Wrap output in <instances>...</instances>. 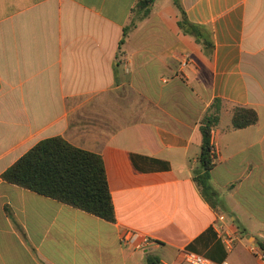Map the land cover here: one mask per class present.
Listing matches in <instances>:
<instances>
[{
  "label": "crops",
  "instance_id": "0c3cea01",
  "mask_svg": "<svg viewBox=\"0 0 264 264\" xmlns=\"http://www.w3.org/2000/svg\"><path fill=\"white\" fill-rule=\"evenodd\" d=\"M139 1L0 0V264L230 262L237 250L262 264L248 247L264 249V0H178L208 49L174 0ZM215 99L209 201L195 173ZM237 106L258 122L235 128ZM51 137L101 155L115 222L2 178ZM126 229L156 243L135 251Z\"/></svg>",
  "mask_w": 264,
  "mask_h": 264
},
{
  "label": "trees",
  "instance_id": "16d2710c",
  "mask_svg": "<svg viewBox=\"0 0 264 264\" xmlns=\"http://www.w3.org/2000/svg\"><path fill=\"white\" fill-rule=\"evenodd\" d=\"M182 18L179 26L187 34L194 35L199 43L211 48L209 36L200 27L191 24L180 6ZM151 0L137 3L138 9L148 8ZM147 9L145 16L149 14ZM128 30H125V37ZM124 39L121 41V44ZM222 101L215 99L201 120L202 145L200 170L195 180L205 197L211 201L215 193L209 184L210 171L215 166V150L211 143L212 128L220 119ZM259 120L252 108H234L233 126L237 129L255 125ZM2 178L24 189L55 199L61 203L81 209L109 222L116 221L115 207L109 187L106 168L101 155L71 145L62 137H51L38 142Z\"/></svg>",
  "mask_w": 264,
  "mask_h": 264
},
{
  "label": "built area",
  "instance_id": "2783aa9c",
  "mask_svg": "<svg viewBox=\"0 0 264 264\" xmlns=\"http://www.w3.org/2000/svg\"><path fill=\"white\" fill-rule=\"evenodd\" d=\"M185 65H187V62ZM224 218V215H220L218 217L219 221H223ZM120 241L125 246L130 247L135 251L142 252L147 251L153 244L156 243L153 237L131 229H126L122 232ZM227 241L231 243V239L228 238ZM248 248L249 251L254 254L262 262V264H264V249L257 244H250ZM181 254L184 262L187 264H231L229 261L214 262L203 255L190 251H183Z\"/></svg>",
  "mask_w": 264,
  "mask_h": 264
},
{
  "label": "rangeland",
  "instance_id": "374dc122",
  "mask_svg": "<svg viewBox=\"0 0 264 264\" xmlns=\"http://www.w3.org/2000/svg\"><path fill=\"white\" fill-rule=\"evenodd\" d=\"M243 253H242V252ZM237 255L236 253H232V255L230 256V262L231 263H235L237 260L238 264H257L252 258L251 256H249V253L245 252L244 250H237ZM239 253V255H238ZM238 257V258H237ZM237 259V260H236ZM234 261V262H233ZM236 262V263H237Z\"/></svg>",
  "mask_w": 264,
  "mask_h": 264
}]
</instances>
